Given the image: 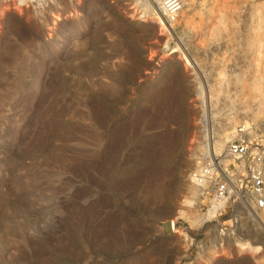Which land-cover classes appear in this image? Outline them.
I'll list each match as a JSON object with an SVG mask.
<instances>
[{"label":"rangeland","instance_id":"1","mask_svg":"<svg viewBox=\"0 0 264 264\" xmlns=\"http://www.w3.org/2000/svg\"><path fill=\"white\" fill-rule=\"evenodd\" d=\"M164 1L0 0V264H264L193 179L264 141V0Z\"/></svg>","mask_w":264,"mask_h":264},{"label":"built area","instance_id":"2","mask_svg":"<svg viewBox=\"0 0 264 264\" xmlns=\"http://www.w3.org/2000/svg\"><path fill=\"white\" fill-rule=\"evenodd\" d=\"M15 1L24 6L35 3V0ZM163 8L172 19L180 9L179 0H165ZM226 153L234 163L230 169L231 175H225V166L222 165L214 176L217 167L207 164L193 175L194 181L205 189L210 187L214 199H229L245 210L264 211V141L259 139L254 144L242 140L231 141Z\"/></svg>","mask_w":264,"mask_h":264},{"label":"bare ground","instance_id":"3","mask_svg":"<svg viewBox=\"0 0 264 264\" xmlns=\"http://www.w3.org/2000/svg\"><path fill=\"white\" fill-rule=\"evenodd\" d=\"M156 9L159 11L158 7H156ZM164 24H165V23H164ZM164 24L162 23V25H164ZM201 123H202V124H205V123H206L205 118L201 119ZM238 131H240V129H239ZM208 147H209L210 152H211V153H210V152H209V153H210L211 155H213L212 150H211V149H213V146H211V143L209 144ZM212 160H213V157H212ZM213 162H214V161H213ZM215 162H216V161H215ZM213 208H215V206H214ZM169 228H170L171 231H173V232H175V233L177 232V230L175 229V226H174V222H172V221L169 222Z\"/></svg>","mask_w":264,"mask_h":264}]
</instances>
